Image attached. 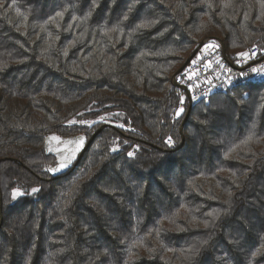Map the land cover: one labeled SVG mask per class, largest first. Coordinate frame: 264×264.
<instances>
[{
	"label": "trees",
	"instance_id": "obj_1",
	"mask_svg": "<svg viewBox=\"0 0 264 264\" xmlns=\"http://www.w3.org/2000/svg\"><path fill=\"white\" fill-rule=\"evenodd\" d=\"M208 37L263 51L264 0H0V264H264V83H172Z\"/></svg>",
	"mask_w": 264,
	"mask_h": 264
},
{
	"label": "built area",
	"instance_id": "obj_2",
	"mask_svg": "<svg viewBox=\"0 0 264 264\" xmlns=\"http://www.w3.org/2000/svg\"><path fill=\"white\" fill-rule=\"evenodd\" d=\"M261 54V58L259 55ZM224 46L220 39L208 37L198 49L197 56L189 66L172 83L188 89L191 106L203 101L209 103L212 96L235 85L238 78L250 74L257 83H264V50L254 48L248 59H240L238 65L226 67ZM232 65V62H227Z\"/></svg>",
	"mask_w": 264,
	"mask_h": 264
},
{
	"label": "rangeland",
	"instance_id": "obj_3",
	"mask_svg": "<svg viewBox=\"0 0 264 264\" xmlns=\"http://www.w3.org/2000/svg\"><path fill=\"white\" fill-rule=\"evenodd\" d=\"M87 141L85 136L72 138H62L55 134L48 136L46 148L57 157V164L51 170L52 174L59 175L69 170L86 149Z\"/></svg>",
	"mask_w": 264,
	"mask_h": 264
},
{
	"label": "water",
	"instance_id": "obj_4",
	"mask_svg": "<svg viewBox=\"0 0 264 264\" xmlns=\"http://www.w3.org/2000/svg\"><path fill=\"white\" fill-rule=\"evenodd\" d=\"M197 53H198V51H197L195 54L192 55V57L187 61V63L184 65V67H183L182 69H180L179 71H177V72L173 75L174 78L178 77V76H179V75H180V74H181V73H182V72H183V71L189 66V64H190V63L195 59V57L197 56ZM224 57H225V60L228 62V58H227V56H226V52H225V50H224ZM174 85H175L177 88H180V89L183 88V87H182L180 84H178V83H174ZM184 91L187 92L188 97H189V100H190V102H191L190 92H189L188 89H186V88H184ZM93 141H94V140L90 141L89 144L86 146V149H85V150L83 151V153L80 155V157H79V159H78V162L83 158L85 152L91 147Z\"/></svg>",
	"mask_w": 264,
	"mask_h": 264
},
{
	"label": "snow or ice",
	"instance_id": "obj_5",
	"mask_svg": "<svg viewBox=\"0 0 264 264\" xmlns=\"http://www.w3.org/2000/svg\"><path fill=\"white\" fill-rule=\"evenodd\" d=\"M168 142L171 143V138H169V141H168ZM129 155H131V153H130ZM34 191H35V190H34ZM19 194H20V193H14V194H13L14 198H15L16 195H19Z\"/></svg>",
	"mask_w": 264,
	"mask_h": 264
},
{
	"label": "crops",
	"instance_id": "obj_6",
	"mask_svg": "<svg viewBox=\"0 0 264 264\" xmlns=\"http://www.w3.org/2000/svg\"><path fill=\"white\" fill-rule=\"evenodd\" d=\"M48 150V149H47ZM50 152V151H49ZM51 153V152H50ZM53 154V153H52Z\"/></svg>",
	"mask_w": 264,
	"mask_h": 264
}]
</instances>
